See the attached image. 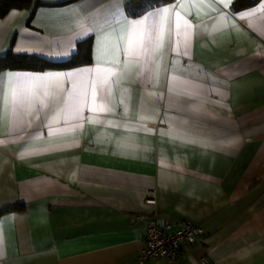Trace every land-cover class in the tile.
Segmentation results:
<instances>
[{
    "label": "crops",
    "instance_id": "1",
    "mask_svg": "<svg viewBox=\"0 0 264 264\" xmlns=\"http://www.w3.org/2000/svg\"><path fill=\"white\" fill-rule=\"evenodd\" d=\"M234 1L25 0L0 17V57L61 63L90 41L85 62L0 70V94L8 74H76L49 82L68 97L96 79L87 69L117 73L76 118L26 116L31 127L14 130L9 105L0 120V264H138L146 234L134 217L154 209L203 230L171 264H202L203 255L264 264V0L239 9ZM174 7L180 27L171 13V42L150 56L151 74L143 60L121 74L127 57L113 51L115 36L98 63V44L124 17ZM80 24L95 31L83 35ZM105 91L109 111H89Z\"/></svg>",
    "mask_w": 264,
    "mask_h": 264
},
{
    "label": "snow or ice",
    "instance_id": "2",
    "mask_svg": "<svg viewBox=\"0 0 264 264\" xmlns=\"http://www.w3.org/2000/svg\"><path fill=\"white\" fill-rule=\"evenodd\" d=\"M175 7L183 8V4ZM169 8L160 9L157 12H150L143 16L142 19L131 20L124 17L123 23L119 32L113 30L112 33L104 36V46L98 44L97 59L98 63L102 56L107 52V44L112 36H115V44L112 46L114 52L118 53L121 50L127 59L124 61V67L121 74L130 73V64L144 62V69L151 74L152 69L150 64L154 63L150 56L156 52L157 49H163L166 42H171V28L168 27L170 14L174 12L176 17V28L179 29V20L181 18L180 12ZM191 7V6H190ZM227 7V4H225ZM254 15V13H250ZM243 18V17H242ZM152 20L151 25L148 24ZM185 24L191 26L187 20ZM82 29L83 35L92 34L95 30L86 27L84 24L79 25ZM177 36L179 32L177 31ZM121 44H124L121 49ZM69 55L70 52L63 53ZM186 54V53H185ZM119 64V60L116 61ZM85 71L96 72V79L90 80L86 85H82L79 92L75 95L69 94L65 97L63 92L59 89L50 87V81H59L61 79H71L73 73H68L66 76L60 75H46V76H32L29 74H8L6 77L7 88L0 94V120L8 118L9 105L11 106L12 126L14 130H19L24 124L31 127V120L24 118L32 117L34 119L48 120L49 118L57 120L64 114H72L73 118L81 115V104L87 105L89 98L95 105L98 100V90L104 89L113 83L112 77L116 75V70H101L97 67L95 70L87 69ZM171 91V88L169 89ZM104 103H101L98 108H89V111L107 112L109 108L106 105L107 91L105 95L100 97ZM121 103L123 101L121 100ZM89 122L91 117H88ZM49 126L50 125H46ZM3 143V141H0Z\"/></svg>",
    "mask_w": 264,
    "mask_h": 264
},
{
    "label": "built area",
    "instance_id": "3",
    "mask_svg": "<svg viewBox=\"0 0 264 264\" xmlns=\"http://www.w3.org/2000/svg\"><path fill=\"white\" fill-rule=\"evenodd\" d=\"M145 200L155 204L153 191H148ZM135 220L143 224L146 242L139 250L136 261L144 264L149 259H161L168 264L174 263L182 254L184 244H197L201 242L203 230L200 226L187 222H172L161 217L156 209L149 214L136 215ZM202 264H217L207 255L200 258Z\"/></svg>",
    "mask_w": 264,
    "mask_h": 264
},
{
    "label": "trees",
    "instance_id": "4",
    "mask_svg": "<svg viewBox=\"0 0 264 264\" xmlns=\"http://www.w3.org/2000/svg\"><path fill=\"white\" fill-rule=\"evenodd\" d=\"M158 0H155L157 2ZM25 0H0V17L4 16L12 8H21ZM249 4V0H235L233 7L242 8ZM90 52V41L86 40L78 44L75 54L65 62H48L38 56L16 55L9 50L4 56L0 57V70L3 69H30L42 70L48 68L68 67L77 63L88 61Z\"/></svg>",
    "mask_w": 264,
    "mask_h": 264
}]
</instances>
